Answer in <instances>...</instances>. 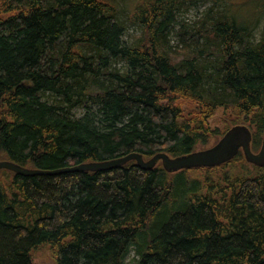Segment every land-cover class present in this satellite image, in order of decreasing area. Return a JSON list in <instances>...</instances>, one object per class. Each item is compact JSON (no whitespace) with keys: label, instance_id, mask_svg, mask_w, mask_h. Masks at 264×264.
Segmentation results:
<instances>
[{"label":"trees","instance_id":"trees-1","mask_svg":"<svg viewBox=\"0 0 264 264\" xmlns=\"http://www.w3.org/2000/svg\"><path fill=\"white\" fill-rule=\"evenodd\" d=\"M192 1L0 0V162L54 171L177 158L238 124L258 151L264 34L254 42L257 24L221 12L226 0L178 32ZM132 27L141 35L124 40ZM41 249L54 264H264V168L240 152L176 175L135 161L55 177L1 170L0 264H35Z\"/></svg>","mask_w":264,"mask_h":264},{"label":"water","instance_id":"water-1","mask_svg":"<svg viewBox=\"0 0 264 264\" xmlns=\"http://www.w3.org/2000/svg\"><path fill=\"white\" fill-rule=\"evenodd\" d=\"M252 139V132L248 127L237 125L228 130L216 145L205 150L172 159H169L164 153H159L151 160L145 161L140 154L131 153L123 158L111 161L82 164L76 167L54 171L28 170L20 168L12 162L2 161L0 162V171L9 170L26 177L59 176L80 172L111 171L135 160L145 170L152 169L156 162L162 161L168 173H176L183 170L220 167L231 162L238 156L240 151H243L246 161L250 164L264 168V137L261 150L258 153H254L252 150Z\"/></svg>","mask_w":264,"mask_h":264},{"label":"rangeland","instance_id":"rangeland-1","mask_svg":"<svg viewBox=\"0 0 264 264\" xmlns=\"http://www.w3.org/2000/svg\"><path fill=\"white\" fill-rule=\"evenodd\" d=\"M190 5L187 9H184L183 12L179 13L176 16V25L178 32H180L181 28L185 26L187 29L190 31H193L196 28H200L201 26L199 25V20L205 16V14L209 11V9L212 7V2L209 0H193L192 2H189ZM264 5V0H226L225 2L220 4V11H229V17L233 18L234 20H241L239 22L240 25L242 26H255L254 27L255 31L253 32V40L254 42H258L261 40L263 34H264V12L259 15V11L263 8ZM258 16V17H257ZM250 18V21H254L252 24L248 25L246 24L248 19ZM257 18V19H256ZM256 19V20H255ZM249 21V22H250ZM174 26L173 28H175ZM141 35V31L139 28H129V31L124 35V40H132L136 37H139ZM190 34L189 36H191ZM188 36V37H189ZM177 35L174 36L172 41L169 43V46L172 49H181L182 47L180 46L178 42V38L176 39ZM197 38H195L196 40ZM202 43V42H201ZM50 103L51 100L47 99ZM94 109H92L93 113ZM87 114V111L84 109L77 110L75 112V117L80 119L85 117ZM220 115L219 112L217 115L212 119L211 122V129L210 132L213 134L215 130L221 129L222 125L220 122ZM242 125V124H238ZM220 140L219 137L214 138L213 136L210 137L209 143L205 146H198L197 150H204L208 149L209 147H212L214 144L218 143ZM256 151V153H258ZM136 255L134 252H131L130 256L128 257L127 261L130 262L133 258H135ZM35 264H54L53 261L50 259V254L47 252L45 249H41L36 252L35 256Z\"/></svg>","mask_w":264,"mask_h":264},{"label":"bare ground","instance_id":"bare-ground-1","mask_svg":"<svg viewBox=\"0 0 264 264\" xmlns=\"http://www.w3.org/2000/svg\"><path fill=\"white\" fill-rule=\"evenodd\" d=\"M247 127V126H246ZM253 136V135H252ZM263 137H264V135H263ZM263 137H262V140H263ZM253 140V139H252ZM261 146H262V142H261ZM261 146H260V150H261ZM242 154H243V156H244V153H243V151H242ZM188 155V154H187ZM167 157H169L168 155H166ZM181 157V156H180ZM244 158H245V156H244ZM169 159H172L171 157H169ZM133 161H135V160H133ZM131 162V161H130ZM136 163H137V165L139 166V164H138V162L137 161H135ZM159 162H161L162 163V166H163V162L162 161H159ZM158 162V163H159ZM128 164V163H127ZM156 164H157V162H156ZM156 164L152 167V169H150V170H153L154 169V167L156 166ZM125 166V165H124ZM76 167V166H75ZM123 167V166H122ZM140 167V166H139ZM21 168V167H20ZM120 168V167H119ZM141 168V167H140ZM24 169V168H23ZM118 169V168H117ZM142 170H145V169H143V168H141ZM163 169L165 170V172H167L166 171V168H165V166H163ZM28 170H32V169H28ZM114 170H116V169H114ZM150 170H145V171H150ZM193 170H198V169H191V170H183V171H180V172H176V173H168V174H171V175H176V174H179V173H182V172H184V171H193ZM9 171V170H8ZM111 171H113V170H111ZM81 173V172H80ZM73 174H75V173H73ZM64 175H67V174H64ZM23 176V175H22ZM59 176H61V175H59ZM26 177V176H25ZM51 177H55V176H51Z\"/></svg>","mask_w":264,"mask_h":264}]
</instances>
